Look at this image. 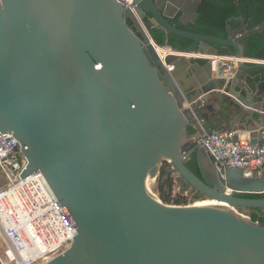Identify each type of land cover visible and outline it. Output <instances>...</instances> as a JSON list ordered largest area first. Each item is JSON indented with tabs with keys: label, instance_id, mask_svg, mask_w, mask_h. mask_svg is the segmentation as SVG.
Here are the masks:
<instances>
[{
	"label": "water",
	"instance_id": "95a60500",
	"mask_svg": "<svg viewBox=\"0 0 264 264\" xmlns=\"http://www.w3.org/2000/svg\"><path fill=\"white\" fill-rule=\"evenodd\" d=\"M134 2L138 16L190 40L193 52L217 55L214 44L242 58L237 45L264 31L220 41L171 26L166 2ZM171 6L194 21L192 0ZM122 8L116 0H0V133L19 144L20 178L39 173L75 231L44 264H264V225L249 216L264 199L237 196L263 194L264 176L218 170L202 144L205 133L234 128L262 143L264 80L255 79L264 59L238 63L227 82L209 61L161 62ZM191 156L198 174L186 165ZM165 163L180 197L227 206L152 197Z\"/></svg>",
	"mask_w": 264,
	"mask_h": 264
},
{
	"label": "built area",
	"instance_id": "2783aa9c",
	"mask_svg": "<svg viewBox=\"0 0 264 264\" xmlns=\"http://www.w3.org/2000/svg\"><path fill=\"white\" fill-rule=\"evenodd\" d=\"M116 1L122 4L123 10L135 15L136 7L132 0ZM146 35L152 40L150 35ZM153 49L161 62L171 54L163 52V49L170 48L155 43ZM184 54L193 61H209L212 76L225 82L238 63L256 62L249 57L238 58L235 55ZM260 137L261 144H252L245 132L223 130L205 133L202 144L213 156L218 170L240 169L245 177H260L264 176V129ZM24 166L17 140L10 134L0 133V169L7 181L6 186L0 187V238L5 246L4 256L9 264H44L68 248L75 231L39 173L20 178ZM32 177H39L41 182H34ZM17 187L19 190L11 194L10 191ZM154 196L158 199L157 194ZM190 203L198 202L191 199L187 204ZM0 263L5 264L6 261L0 259Z\"/></svg>",
	"mask_w": 264,
	"mask_h": 264
},
{
	"label": "flooded vegetation",
	"instance_id": "af4514ba",
	"mask_svg": "<svg viewBox=\"0 0 264 264\" xmlns=\"http://www.w3.org/2000/svg\"><path fill=\"white\" fill-rule=\"evenodd\" d=\"M132 1L135 5V0ZM140 1H143L145 7L150 1H155L157 4L166 2L167 5H170L167 11V14L169 15L167 21L171 26L181 31L216 38L220 41L228 40L230 38L237 40L243 35H251L252 30L261 27L264 24L263 20L261 23L251 27L256 19L260 18L264 12V0H192L196 5V17L193 22L189 20L187 15L181 14L177 8L174 9V7L171 6L174 5V2L177 0ZM161 13H163V11H161ZM133 16L139 28V22H141L142 26L147 30H158L162 32L147 12L142 13L141 16H138L137 13H135ZM183 22L187 23L184 24ZM128 26H132V24L128 22ZM162 33L165 36L168 35L164 32ZM261 35L262 34L252 35L249 40H246L245 42L241 41L240 44L237 45L243 52L244 57H247V53H251V38H256ZM209 46V49L216 52L217 55H232L231 53H233L231 49L219 45L210 44ZM163 52L170 53L165 50H163ZM170 55L173 54L171 53ZM258 58H264V56H259ZM190 162L191 160L187 164ZM160 179H162L161 174ZM166 180L170 181L168 178ZM166 180L165 182L168 183ZM192 197L193 194L191 195V199ZM252 211L250 210V212ZM263 211L264 209L261 210V212Z\"/></svg>",
	"mask_w": 264,
	"mask_h": 264
},
{
	"label": "trees",
	"instance_id": "16d2710c",
	"mask_svg": "<svg viewBox=\"0 0 264 264\" xmlns=\"http://www.w3.org/2000/svg\"><path fill=\"white\" fill-rule=\"evenodd\" d=\"M264 20V12L262 13V16L258 19H256V21L251 25V27H254L255 25L261 23ZM149 33L150 36L152 38L153 41L156 42L157 46L160 47H164V46H168L170 47L172 50H175L177 52H186L189 53L191 51H193V46H192V42L190 40L187 39H183V38H179V37H175L173 35H164L162 32L158 31V30H150L149 29ZM251 42H253L255 45V47L251 48V53H247V57L251 58V59H257L259 56H264V34H262L261 36H258L256 38H251ZM260 59H264V58H260ZM199 62V64L203 65V61H197ZM21 156V154H20ZM187 167L194 171L195 173L198 174L197 171V167H196V162H195V158L194 156L191 158V162L189 164H186ZM165 184H161V188H160V198L161 201L163 203H170V194H171V185L170 184H166V182H163ZM166 185L168 192H163V187ZM165 193H168V195L165 196ZM193 193H191L190 195H192ZM238 197L244 198V199H264V193L263 194H238ZM202 197L199 196L198 194H194L192 197V202L198 199H201ZM175 205H187V202H185L183 200V197H180L179 195H176L175 201H174ZM264 211L261 212V210H253L250 213V219L253 222H258L261 225H264Z\"/></svg>",
	"mask_w": 264,
	"mask_h": 264
},
{
	"label": "rangeland",
	"instance_id": "374dc122",
	"mask_svg": "<svg viewBox=\"0 0 264 264\" xmlns=\"http://www.w3.org/2000/svg\"><path fill=\"white\" fill-rule=\"evenodd\" d=\"M167 170V164L165 163L164 165H163V167H162V169H161V171H160V174H161V178L162 179H160V175H159V181L157 182H155L154 181V186H153V194L154 195H156L157 194V197H158V199L161 201V198H160V188H161V184H164V183H162V182H165V180L166 179H164V171H166ZM6 171L7 172H9L7 169H6ZM163 176V177H162ZM168 183H166V184H170L171 185V194H170V196H169V198H170V203H164V204H166V205H175L174 204V201H175V198H176V195H178V191H177V189H176V187L174 186V183H173V181H172V179H170V181H168V180H166ZM6 186L7 185V181L5 180V178H4V175L1 173V169H0V187H2V186ZM160 190V191H159ZM163 192H168V189H167V187H166V185L163 187ZM166 195H168V193H165V196ZM183 200L185 201V202H190L191 201V196H190V193H188V195H187V197H183ZM162 202V201H161ZM198 202V201H197ZM163 203V202H162ZM191 205L193 204V203H190ZM189 204V205H190ZM188 205V204H187ZM241 215H244V216H247L248 214H241ZM4 251H5V246H4V244H3V241L1 240V238H0V259L2 260V261H6V263L5 264H9L8 262H7V259H6V257L4 256Z\"/></svg>",
	"mask_w": 264,
	"mask_h": 264
},
{
	"label": "bare ground",
	"instance_id": "6f19581e",
	"mask_svg": "<svg viewBox=\"0 0 264 264\" xmlns=\"http://www.w3.org/2000/svg\"><path fill=\"white\" fill-rule=\"evenodd\" d=\"M140 28H141V30H142V32H143V34L144 35H146V34H148L149 35V30H147L145 27H143L142 26V24L140 25ZM139 28V29H140ZM147 36V35H146ZM154 41H152V40H150L149 38H148V43H149V45L151 46V48L153 49V45H154V43H153ZM164 47H167V48H170V47H168V46H164ZM171 49V48H170ZM170 49H163V50H165V51H167V52H170V53H172L173 55H178V56H183V57H185V58H189L188 57V55L187 54H184V53H180V52H177V51H175V50H173V51H169ZM153 51H154V49H153ZM155 52V51H154ZM191 52H193V51H191ZM156 53V52H155ZM157 54V53H156ZM180 54H183V55H180ZM233 55V54H232ZM159 57V56H158ZM205 63V62H204ZM32 180L34 181V182H41L40 181V179H39V177L37 178V177H32ZM153 186H154V179H153ZM17 190H19V187H17L16 189H13V190H11L10 191V193L11 194H14ZM152 197H154V194L152 193ZM198 204H200V205H220V206H227L226 204H222V203H218V202H216V201H203V202H199ZM248 216V215H247ZM249 216H250V214H249Z\"/></svg>",
	"mask_w": 264,
	"mask_h": 264
},
{
	"label": "crops",
	"instance_id": "0c3cea01",
	"mask_svg": "<svg viewBox=\"0 0 264 264\" xmlns=\"http://www.w3.org/2000/svg\"><path fill=\"white\" fill-rule=\"evenodd\" d=\"M257 75H258V76H257L256 79H255L256 81L264 80V70H262V69L258 70V71H257ZM239 121H240V119L237 118L235 122L238 123ZM233 130H234V131H238V132H242L240 128H234ZM210 132H212V131H210ZM166 179H167V178H166Z\"/></svg>",
	"mask_w": 264,
	"mask_h": 264
}]
</instances>
